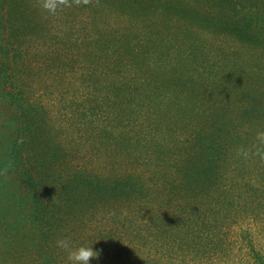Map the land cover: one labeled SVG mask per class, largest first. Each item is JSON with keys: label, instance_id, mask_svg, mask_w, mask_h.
I'll return each instance as SVG.
<instances>
[{"label": "trees", "instance_id": "trees-1", "mask_svg": "<svg viewBox=\"0 0 264 264\" xmlns=\"http://www.w3.org/2000/svg\"><path fill=\"white\" fill-rule=\"evenodd\" d=\"M264 264V0H0V264Z\"/></svg>", "mask_w": 264, "mask_h": 264}, {"label": "clouds", "instance_id": "clouds-1", "mask_svg": "<svg viewBox=\"0 0 264 264\" xmlns=\"http://www.w3.org/2000/svg\"><path fill=\"white\" fill-rule=\"evenodd\" d=\"M69 0H42V7L52 14H56L59 9L68 5ZM57 246L68 252V264H90L92 258H98L99 252L95 251L92 246L81 245L72 247L68 237L59 239Z\"/></svg>", "mask_w": 264, "mask_h": 264}]
</instances>
